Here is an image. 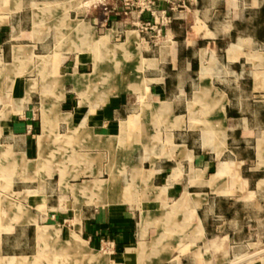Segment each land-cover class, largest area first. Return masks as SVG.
Returning a JSON list of instances; mask_svg holds the SVG:
<instances>
[{"label":"crops","instance_id":"1","mask_svg":"<svg viewBox=\"0 0 264 264\" xmlns=\"http://www.w3.org/2000/svg\"><path fill=\"white\" fill-rule=\"evenodd\" d=\"M64 3L0 0V264L254 259L231 257L264 236V0H186L156 44ZM46 214L67 257L39 254Z\"/></svg>","mask_w":264,"mask_h":264},{"label":"rangeland","instance_id":"2","mask_svg":"<svg viewBox=\"0 0 264 264\" xmlns=\"http://www.w3.org/2000/svg\"><path fill=\"white\" fill-rule=\"evenodd\" d=\"M65 1L66 2L64 4H67V0H65ZM74 2H76V1H74ZM74 2H73V4H74ZM71 5L72 4H70V6ZM63 9H66V8L63 7ZM125 45L129 48H132L134 46V42H132L131 44L126 42ZM135 45L138 47V43ZM137 49H139V48H137ZM118 59H119L118 55H113V56L111 55L110 56L111 62L114 60H118ZM132 62H133V68H134L135 65L138 64V60H137L136 56H134V60ZM133 75H134V77L133 78L131 77L132 80H134V81L137 80L138 76H137L136 71H134V69H133ZM211 160L213 162H216L215 157H213V159H211ZM7 187H8V185H6L5 183L0 184V188L2 189V190H0V207H1L0 209H2V211H4V208H6V206L7 207L11 206L12 205L11 203H14V204L18 203V202L20 203V200L15 201V200H11L8 197V194L5 192ZM7 191L11 192V190H9V189ZM18 195H20V194L18 193ZM45 207L47 209L49 207V205L45 204ZM188 218H189V220L192 218V214L190 211L188 212ZM20 219H21V216L12 217L10 215H0V225L10 223L11 220L13 223H15V222L18 223V222H20L19 221ZM70 219L71 218L69 216H62V217L58 218L53 214H46L44 216V220L41 223V225H44L46 227L45 229H48L49 231H50V229H52V232L55 233V236L53 235V233H50L51 236L45 237L46 230H44L42 227L39 228L40 245H42L41 239L44 236V238H43L44 246H41V248L39 249V250H41V252H39L40 255L44 254V255H46V257H52L53 255H55L56 257H59L60 255H61V257L62 256L67 257L69 255V246L67 245V243L73 241V239H72L73 237L71 238V236L69 235L68 232L65 233L63 231H59V229L63 230L64 228H66L69 224ZM13 223L9 224V226L11 227V225H13ZM55 228L57 230L54 232L53 230H55ZM252 231L241 233V234L238 233V236L236 237L237 243L234 244L232 247V257L231 258H237V257L245 255V254L249 255L253 252L251 255H254V257H253L254 259H252V261L249 260L250 263L254 261L252 264H264V262L259 261L260 258H262V257L264 258V253L262 252V250H264V249H261L264 247V236H262L260 233H258L256 231H254V229ZM57 234L59 236H57ZM59 242L64 245V248L57 247ZM63 242H65V243H63ZM259 249H261V250H259ZM105 250H107V248H105ZM257 250H259V251H257ZM164 254H165V252H164ZM246 257H249V256H246ZM246 257H243V258H246ZM242 259H239V260H242ZM232 260H235V259H232ZM1 261L3 262V264H37V260H36L35 256L34 257L33 256H11V257H7V258H3V259H1ZM42 263L43 262H41V264ZM250 263H247V264H250ZM43 264H47V263H43ZM52 264H54V262ZM244 264H245V262H244Z\"/></svg>","mask_w":264,"mask_h":264},{"label":"built area","instance_id":"3","mask_svg":"<svg viewBox=\"0 0 264 264\" xmlns=\"http://www.w3.org/2000/svg\"><path fill=\"white\" fill-rule=\"evenodd\" d=\"M78 9L96 11L104 20L105 26L118 22L135 26L143 36L158 43L174 21L172 12L186 9V0H76Z\"/></svg>","mask_w":264,"mask_h":264},{"label":"bare ground","instance_id":"4","mask_svg":"<svg viewBox=\"0 0 264 264\" xmlns=\"http://www.w3.org/2000/svg\"><path fill=\"white\" fill-rule=\"evenodd\" d=\"M74 1H76V0H67V4H72L73 5V2ZM66 2V1H65ZM135 38V37H134ZM134 38H133V34L132 33H129V36H128V40H127V43H132L133 41H134ZM103 40H106V37L105 38H102ZM98 44H99V41H98ZM101 52V51H100ZM121 73V72H120ZM121 75V74H120ZM126 75V74H125ZM129 75V74H128ZM105 76V75H104ZM119 77H121V76H119ZM80 78V77H79ZM84 78V77H83ZM129 78V77H128ZM130 78H131V76H130ZM124 79V78H123ZM79 80V79H78ZM123 81V80H122ZM130 81V80H129ZM89 82V81H88ZM124 82V81H123ZM74 83V82H73ZM127 83H128V81H127ZM128 85V84H127ZM44 231V230H43ZM243 256V255H242ZM242 256H239L240 258H242ZM246 256V255H245ZM239 258V259H240ZM264 259V258H263ZM250 261H252V260H250ZM250 261H248V262H246L245 264H247V263H250ZM97 264H102L101 263V261H99Z\"/></svg>","mask_w":264,"mask_h":264},{"label":"water","instance_id":"5","mask_svg":"<svg viewBox=\"0 0 264 264\" xmlns=\"http://www.w3.org/2000/svg\"><path fill=\"white\" fill-rule=\"evenodd\" d=\"M262 252L264 253V250H262ZM253 257H254V255H251V256L247 257L246 259H243L242 261H245V260L251 259V258H253ZM242 261H238L237 263H240V262H242Z\"/></svg>","mask_w":264,"mask_h":264}]
</instances>
